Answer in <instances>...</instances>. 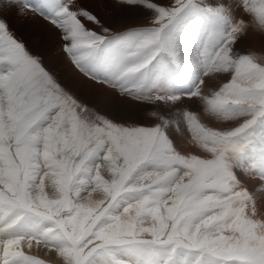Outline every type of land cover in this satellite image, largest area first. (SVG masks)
<instances>
[{"label": "snow or ice", "instance_id": "6c2138e0", "mask_svg": "<svg viewBox=\"0 0 264 264\" xmlns=\"http://www.w3.org/2000/svg\"><path fill=\"white\" fill-rule=\"evenodd\" d=\"M0 264H264V0H0Z\"/></svg>", "mask_w": 264, "mask_h": 264}, {"label": "bare ground", "instance_id": "6f19581e", "mask_svg": "<svg viewBox=\"0 0 264 264\" xmlns=\"http://www.w3.org/2000/svg\"><path fill=\"white\" fill-rule=\"evenodd\" d=\"M6 18L9 20L10 26L17 37L22 39L33 51L38 50L40 47L45 51L52 44L49 39L48 26L44 25L41 21L31 18L25 19L18 17L15 12L8 13ZM253 47L259 51V42H253ZM56 67L61 74L65 73V69L62 65L57 64Z\"/></svg>", "mask_w": 264, "mask_h": 264}, {"label": "rangeland", "instance_id": "374dc122", "mask_svg": "<svg viewBox=\"0 0 264 264\" xmlns=\"http://www.w3.org/2000/svg\"><path fill=\"white\" fill-rule=\"evenodd\" d=\"M52 47V44L50 45V47L49 48H45L46 50L44 51L41 47L40 48H38V50H35V51H33L31 48H29L33 53H38V54H41V55H43V56H45V62H46V64L49 62V58H50V56H49V49ZM51 50V49H50ZM47 56H49V57H47ZM49 66H52V65H50L49 64Z\"/></svg>", "mask_w": 264, "mask_h": 264}]
</instances>
